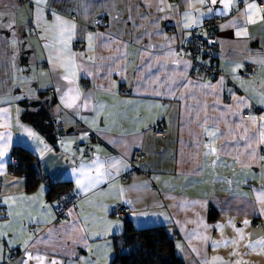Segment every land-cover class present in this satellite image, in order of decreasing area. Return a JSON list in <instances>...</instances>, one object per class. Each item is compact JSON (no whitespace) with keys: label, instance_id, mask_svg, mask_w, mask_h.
<instances>
[{"label":"crops","instance_id":"crops-1","mask_svg":"<svg viewBox=\"0 0 264 264\" xmlns=\"http://www.w3.org/2000/svg\"><path fill=\"white\" fill-rule=\"evenodd\" d=\"M193 35L221 77L191 75ZM46 99L54 141L24 118ZM0 137V264H112L126 219L166 227L185 264H264V0H0ZM60 182L78 196L64 220Z\"/></svg>","mask_w":264,"mask_h":264},{"label":"trees","instance_id":"trees-1","mask_svg":"<svg viewBox=\"0 0 264 264\" xmlns=\"http://www.w3.org/2000/svg\"><path fill=\"white\" fill-rule=\"evenodd\" d=\"M54 102L52 99L36 102L38 106L36 112L24 114L25 120L51 141H54L58 134L57 121L51 112ZM13 155L18 160V165L12 168L13 172L27 176L30 182L29 189H33L38 183L34 177L38 158L19 146L15 147ZM69 188L70 185L67 183H54L50 187L49 196L55 200ZM115 250L112 264H185L176 255L175 244L166 227L136 229L127 219L124 233L115 237Z\"/></svg>","mask_w":264,"mask_h":264},{"label":"built area","instance_id":"built-area-1","mask_svg":"<svg viewBox=\"0 0 264 264\" xmlns=\"http://www.w3.org/2000/svg\"><path fill=\"white\" fill-rule=\"evenodd\" d=\"M19 4H25L27 0H17ZM220 23V19H214L210 23H207L208 27L216 28ZM98 26L105 25V19L98 18L96 20ZM30 32L35 33V29L31 28ZM178 53L182 56L189 57L192 60L191 75L195 78H209L217 79L222 76V72L219 70L215 62L213 61L216 54L215 45L207 44L203 39L197 35H193L189 39H184L181 41L178 47ZM256 72L254 69H245L242 72V77L245 79L253 80L255 78ZM121 94L125 95L126 92L123 89ZM248 116V114H245ZM152 132L155 136L164 137L166 135V129L162 124H156ZM142 152L136 150L131 158V164L135 165L141 161ZM9 163L16 167L18 165L17 158L12 155L9 159ZM123 181H126L127 178H123ZM78 199L77 194L73 190H67L62 193L55 199L56 203V213L59 219H67L69 209L75 205L76 200ZM129 213V209L126 207H116L113 210V214L118 217H123ZM6 212H0V219L6 218Z\"/></svg>","mask_w":264,"mask_h":264},{"label":"snow or ice","instance_id":"snow-or-ice-1","mask_svg":"<svg viewBox=\"0 0 264 264\" xmlns=\"http://www.w3.org/2000/svg\"><path fill=\"white\" fill-rule=\"evenodd\" d=\"M200 2H201V3H204V2H205V0H200ZM211 2H212V3H215V2H216V0H211ZM226 6H227V5H226ZM250 7H254V6H251V5H250ZM0 138H2V137H0ZM213 151H214V149H213ZM2 155H3V153H2V152H0V156H2ZM245 223H248V222H247V221H245ZM262 243H264V242H262Z\"/></svg>","mask_w":264,"mask_h":264}]
</instances>
